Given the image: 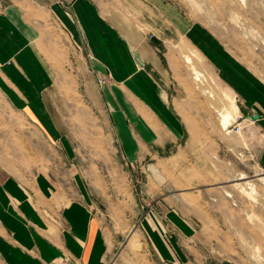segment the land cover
I'll return each mask as SVG.
<instances>
[{"label":"rangeland","instance_id":"rangeland-1","mask_svg":"<svg viewBox=\"0 0 264 264\" xmlns=\"http://www.w3.org/2000/svg\"><path fill=\"white\" fill-rule=\"evenodd\" d=\"M161 10L171 27L189 28L188 34L176 35L192 53L186 57L193 100V115L185 114L193 123L188 136L176 140V148L154 146L157 151L143 162L129 161L111 135L102 99L95 108L85 96L98 84L86 54L53 26L54 52L47 51L52 68L59 85L78 92L61 113L72 128L77 158L66 161L60 147L1 88L0 171L19 179L46 173L66 186L80 176L94 185L107 218L108 264H164L153 233L179 253L181 264H264V132L253 119V114L264 116V107L246 109L244 98L193 39L196 30L208 32L264 87V0H161ZM174 12L176 20L170 16ZM184 68L183 61L176 66L177 72ZM232 100L242 113L232 120L226 114L224 125L231 124L224 128ZM202 117L208 130L195 129ZM173 136L172 130L164 131V137ZM59 214L50 218L61 223ZM76 257L71 251L56 264H76Z\"/></svg>","mask_w":264,"mask_h":264},{"label":"crops","instance_id":"crops-1","mask_svg":"<svg viewBox=\"0 0 264 264\" xmlns=\"http://www.w3.org/2000/svg\"><path fill=\"white\" fill-rule=\"evenodd\" d=\"M170 16L178 19L177 12ZM163 17L161 0H0V92L2 88L16 109L60 147L66 161L76 160L72 128L61 113L78 92L59 85V74L47 54L54 52L56 26L74 49L86 54L98 84L85 96L94 107L102 99L111 135L126 158L143 162L152 150L157 151L154 146L176 148V140L192 130L193 123L185 119V114L193 115L188 91L192 82L186 68V57L192 53L176 37L188 34L189 28L171 27ZM193 39L244 98L246 109L258 103L264 107V87L253 74L208 32L196 30ZM182 61L184 73L176 69ZM238 112L242 113L232 100L223 125L226 114L232 120ZM199 122L195 129L210 128L203 117ZM256 122L264 132L262 113ZM214 127L220 128V123ZM169 130L173 139L164 137ZM260 158L264 167V148ZM70 184L55 183L46 173L19 179L0 171V264H56L71 251L77 255L76 264H108L107 218L101 212L104 204L99 193L80 176ZM54 213H60L61 223L50 218ZM153 237L164 264H181L178 252L161 243L157 234Z\"/></svg>","mask_w":264,"mask_h":264},{"label":"water","instance_id":"water-1","mask_svg":"<svg viewBox=\"0 0 264 264\" xmlns=\"http://www.w3.org/2000/svg\"><path fill=\"white\" fill-rule=\"evenodd\" d=\"M258 118H259L258 115H254V116H253V119H254V120H256V119H258Z\"/></svg>","mask_w":264,"mask_h":264},{"label":"built area","instance_id":"built-area-1","mask_svg":"<svg viewBox=\"0 0 264 264\" xmlns=\"http://www.w3.org/2000/svg\"><path fill=\"white\" fill-rule=\"evenodd\" d=\"M236 131H237L238 133H240V131H241L240 127H238Z\"/></svg>","mask_w":264,"mask_h":264},{"label":"bare ground","instance_id":"bare-ground-1","mask_svg":"<svg viewBox=\"0 0 264 264\" xmlns=\"http://www.w3.org/2000/svg\"><path fill=\"white\" fill-rule=\"evenodd\" d=\"M136 241V240H135Z\"/></svg>","mask_w":264,"mask_h":264}]
</instances>
